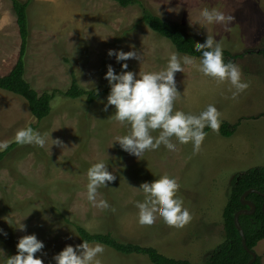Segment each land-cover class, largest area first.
Returning a JSON list of instances; mask_svg holds the SVG:
<instances>
[{
  "label": "rangeland",
  "instance_id": "374dc122",
  "mask_svg": "<svg viewBox=\"0 0 264 264\" xmlns=\"http://www.w3.org/2000/svg\"><path fill=\"white\" fill-rule=\"evenodd\" d=\"M142 1L152 12L180 24L187 35L204 41L208 34L220 40L223 49L236 55L234 63L248 88L233 99L234 89L227 81L217 82L194 66L177 73L174 111L198 115L212 104L220 113V126L208 131L198 152H193L191 142L179 144L173 138L175 152L161 145L137 159L114 142L129 128L109 119L114 106L103 111L99 101L106 103L108 93L88 103L86 97L70 99L61 92L70 87L72 71L85 89L109 87L104 79L106 66L121 70L120 63L107 55L109 49L129 51L134 46L143 52V63L129 59L128 70L158 71L166 66L170 53L177 52L174 45L141 21L136 4L31 0L25 76L38 91L56 95L49 116L37 120L25 99L0 89V151L26 126L46 141L43 148L18 144L0 160V229L7 233L0 235V259L15 254L19 237L35 233L45 245L36 255L44 264H55L53 256L65 245L82 242L76 225L92 233L110 232L122 242L153 246L168 257L193 264L204 263L224 241L222 215L232 178L264 166V0ZM205 8L232 15L230 28L190 26V18L198 19ZM19 45L11 2L0 0V75L14 66ZM223 121L237 125L231 136L221 134ZM51 137L63 141L64 148L53 145ZM99 160L116 176L97 190V200H106L108 208L87 200L86 170ZM161 175L175 177L177 195L190 212L191 219L182 227L168 225L160 217L151 226L138 223L136 202L144 194L136 187ZM20 222L26 225L24 231L16 228ZM103 246L102 264H153L144 254L125 255ZM254 249L264 264V239Z\"/></svg>",
  "mask_w": 264,
  "mask_h": 264
},
{
  "label": "clouds",
  "instance_id": "9594fccd",
  "mask_svg": "<svg viewBox=\"0 0 264 264\" xmlns=\"http://www.w3.org/2000/svg\"><path fill=\"white\" fill-rule=\"evenodd\" d=\"M233 20L234 17L230 14L216 8H205L198 19L190 18V26L198 23L205 29L207 25H222L228 29ZM129 47V51H107L109 57H114L120 63L121 70L116 72L112 64L106 66L104 79L108 82L109 92L106 103L103 99L99 102L103 104V111L106 112L109 106H114L109 119L129 128L126 134L115 137L114 142L118 143L121 150L137 159L146 150H157L161 145L168 151L175 152L177 143L173 142V138L179 144L191 142L193 152H198L206 136L205 127L216 131L220 126V113L212 104L207 105L198 115L174 111V101L179 95L177 73H184L188 66H194L198 72L217 82L227 81L234 89L233 99L249 86L241 79L240 67L232 61L225 62L222 44L212 35L207 34L204 42L196 44L195 50L201 54L199 63L194 56L180 55L173 51L166 66L158 71L128 70L129 59L143 63V52L134 46ZM156 130H159L158 135L153 136L152 132ZM14 139L18 144H30L40 148L46 143L44 135L30 126L18 129ZM52 140L53 145L64 148L63 141ZM86 176L87 200L96 207L108 208L106 200H97V190L101 186L107 187L116 179L113 171H109L104 160H99L87 168ZM136 188L144 194L143 200L136 202L139 224L151 226L160 217L168 225L182 227L191 219L189 210L183 207V201L177 195L179 185L175 177L161 175L151 182H142ZM16 228L24 231L26 225L20 222ZM0 235L7 236V233L0 229ZM44 247V242L35 233L23 235L18 238L15 254L0 259V264H44L41 256L36 255ZM0 253H3L2 249ZM103 253L102 244H90L83 240L79 244L65 245L53 259L55 264H102L100 257Z\"/></svg>",
  "mask_w": 264,
  "mask_h": 264
},
{
  "label": "trees",
  "instance_id": "16d2710c",
  "mask_svg": "<svg viewBox=\"0 0 264 264\" xmlns=\"http://www.w3.org/2000/svg\"><path fill=\"white\" fill-rule=\"evenodd\" d=\"M114 1L123 7L138 5L141 9V21L159 35L170 40L177 52L200 58L201 54L195 50L196 44L204 41L185 34L180 24L152 12L142 0ZM10 2L19 29L20 45L18 58L12 69L7 74L0 75V89L25 99L32 115L37 120H42L51 113L52 100L56 92L48 90L38 91L26 78V56L30 40L28 12L31 0H10ZM223 57L225 62L232 61L234 63L236 60V55L227 49H223ZM71 76L70 87L61 92L67 98L86 97L87 102L92 103L102 94L109 92V87L104 90L85 89L78 84L74 71L71 72ZM236 126V124L223 121L220 132L224 136H231ZM209 130L210 128L207 126L204 129L206 134ZM17 145L18 143L13 141L0 151V160ZM230 184V192L222 215L225 239L210 253L204 263L199 264H247L252 257L243 246L242 237L235 224V214L239 210L250 209L248 205L242 203L241 197L245 191L254 188L264 193V166H255L238 172L232 178ZM246 199L252 201L256 208L250 214H241L239 221L245 233L247 246L250 249H254L258 242L264 239V195L253 192L248 194ZM76 228L81 241L100 243L125 255L144 254L153 264H193L186 259L168 257L153 246L122 242L110 232L92 233L80 225H76ZM252 264H262L261 257L257 255L256 260Z\"/></svg>",
  "mask_w": 264,
  "mask_h": 264
},
{
  "label": "water",
  "instance_id": "95a60500",
  "mask_svg": "<svg viewBox=\"0 0 264 264\" xmlns=\"http://www.w3.org/2000/svg\"><path fill=\"white\" fill-rule=\"evenodd\" d=\"M253 192L258 193V194H261V195H264V193H262L261 191H259V190H257V189H254V188H251V189L245 191V192L243 193L242 197H241V199H242V203L248 205V206L250 207V209L239 210V211H237L236 214H235V224H236V227H237V229L239 230L240 235H241V237H242V243H243V246H244L245 250H246L249 254H251V256H252L251 259L248 261L247 264H252V263L256 260V258H257V253H256L255 249H250V248L247 246L245 233H244V230H243V228H242V226H241V224H240L239 216H240L241 214H250V213H252V212L255 210V208H256L255 204H254L252 201L246 199L247 195L250 194V193H253Z\"/></svg>",
  "mask_w": 264,
  "mask_h": 264
}]
</instances>
